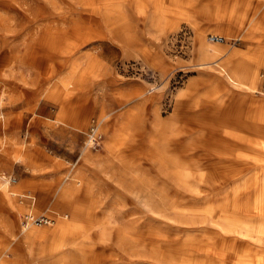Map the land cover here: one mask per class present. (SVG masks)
<instances>
[{"label":"rangeland","instance_id":"obj_1","mask_svg":"<svg viewBox=\"0 0 264 264\" xmlns=\"http://www.w3.org/2000/svg\"><path fill=\"white\" fill-rule=\"evenodd\" d=\"M0 1L10 2L9 8L0 6V243L16 247L24 264H34L29 261L31 248L35 257L43 255L41 248L59 243L66 244L63 250L76 264H155L147 250L160 245L144 237V231L134 233L148 228L142 217H127L139 206L134 200L117 203L113 199L121 198L111 193L117 187L132 199L130 193L140 189L155 152L152 146L180 157L222 159L215 169L225 182L229 179L223 176L240 172L236 162L228 165L229 158L238 160L239 151L258 154L263 167L264 149L255 141L264 129V104H239L238 97L247 96L230 86L223 71L207 87V71L220 70L218 63L227 59L247 64L262 80L252 97L264 102V0H248L246 24L231 31L238 39L222 34L225 27L216 17H226L230 0H104L105 13L83 24L72 19V0ZM174 4L179 10L168 9ZM248 32L253 41L244 39ZM209 35L224 41L211 42ZM128 37L133 42L123 44ZM214 46L218 55H207ZM41 100L57 109L50 126L76 130L80 151L73 159L41 154L35 146L31 126L39 119ZM222 126L236 136L223 133ZM91 127L102 134L98 148L87 143ZM61 133L68 136L66 130ZM187 139L199 141V148L185 151ZM104 164L110 170L121 167L131 185L111 181ZM248 165L240 174H255L256 164L251 160ZM22 168L50 177L24 179L18 174ZM10 177L15 181H8ZM86 181L92 184L88 200ZM111 202L110 210H103ZM40 215L53 223L22 222ZM257 215L264 223L262 205ZM59 226L64 227L54 234ZM97 229L110 230L108 243L96 241ZM116 234L123 237L125 251L115 243ZM245 238L246 254L252 257L259 244ZM136 247L149 255L134 252ZM217 260L212 258L219 264Z\"/></svg>","mask_w":264,"mask_h":264},{"label":"bare ground","instance_id":"obj_2","mask_svg":"<svg viewBox=\"0 0 264 264\" xmlns=\"http://www.w3.org/2000/svg\"><path fill=\"white\" fill-rule=\"evenodd\" d=\"M72 1H74V6H72L71 10L74 16L70 17L81 24L95 22L96 16L106 11L103 9L106 4L104 0ZM230 1L232 4L226 17H216L226 29H224L226 32L222 34L225 33L226 37L238 39V36L231 31L238 28L242 29L246 24L248 17L244 15V12L249 1ZM174 2H177V0ZM0 6L9 8L10 2L0 1ZM168 9L171 11L179 10L175 4L174 6H169ZM253 26L255 27L256 24L254 23ZM243 37L245 40L253 41L249 32ZM122 42L123 44H130L129 42H133L132 37H128ZM215 47L207 50V55H218V49ZM218 65L221 68L218 71H215L212 67L208 69L207 75L209 77L207 80L211 82L207 87L214 86L216 83V78L214 77L223 71L230 86L237 89L240 96L241 94L247 96V99H242L243 101L241 97H238L237 101L239 104L246 102V104L256 108L263 106L264 102L254 100L252 97L258 92V84L262 81L258 72L243 62H233L229 59L218 63ZM177 105L178 102L176 103V108ZM193 107L190 106L191 109ZM173 118L174 115L171 116L170 120ZM165 124L166 122H162L160 126L164 127ZM222 127L223 133L229 136H236L234 130ZM258 137L260 141H255V143H261L264 149V129L260 128ZM198 142L185 140L183 143L186 148L185 151L199 148ZM205 145L203 143V146ZM150 149L152 152L155 150L158 153L153 152L147 165L146 175L139 182L140 189L135 193H130L132 194V199H130L128 194L121 193L117 187L115 189L112 188V190L110 188L107 191L111 190V193L115 192L113 196L121 198V200L113 199L117 203L121 201L125 204L129 200H134V203L139 206V208L136 207V211H130L128 214L126 212V214L128 217V215L132 216L137 213V219L142 217L148 225L145 230H135L134 233L137 234L144 231V237H148L151 243L160 245L158 249L155 247L154 251L147 250L152 261L155 264H213L216 261L213 260V262L212 258L216 257L219 264H264V249H260V243L264 244V223L258 221L257 215H260V205H262L264 212V165L260 169V162L263 159L258 154L247 155L242 151L237 152L238 160L232 161L229 158L228 165L231 166L232 162H236L239 171L243 172L244 168L252 160L256 164L255 174L247 176L246 174H240V172L239 174L229 173L230 175L223 176L225 177L224 179H229L228 182H225L220 179L221 176L215 169L218 164L224 161L222 159L215 161V163L208 159L192 158L188 154L183 157L173 153L170 154V151L166 148L161 149L152 146ZM234 155L237 156L236 154ZM205 162L209 164L204 165ZM113 167L110 170L107 165H102L106 174L109 173L107 176L111 177V181L126 188L130 186L132 182L128 181V177L122 171V168ZM84 186L88 200L91 196L92 184L86 181ZM237 194H242L240 199L237 198ZM111 203H108V207H104L103 210H110L113 206V203ZM89 215H91L90 211L86 213V216ZM122 216L125 217V214L123 213ZM254 217L256 221L252 220ZM63 227H57L53 233L58 234ZM23 231H25V228ZM96 233V241L99 243L109 242V229H97ZM38 235H46V233L38 231ZM245 236L252 239V244H259L258 246L255 245L254 250L251 249L254 251L252 257L246 254L248 247ZM115 243L121 250H126L122 236L117 235ZM228 245H230L231 250H228ZM65 246L66 244L64 245V243L48 245V248L40 249V253L43 255H37L38 257L32 255L33 249L31 248L29 261L34 264H76L73 257L69 259L67 253L64 252L63 248ZM15 249L16 247L11 244L0 243V264H24L23 259L15 254L17 252ZM137 251L139 255H149L147 252H142L140 248L134 250V252ZM199 258H204L203 262ZM46 260L48 261L46 262Z\"/></svg>","mask_w":264,"mask_h":264},{"label":"crops","instance_id":"obj_3","mask_svg":"<svg viewBox=\"0 0 264 264\" xmlns=\"http://www.w3.org/2000/svg\"><path fill=\"white\" fill-rule=\"evenodd\" d=\"M35 95V92H33ZM47 102L41 100L39 106V112L37 116L38 120L34 121L31 126V131L34 132V137L36 138L35 146L38 147L39 152L44 155H54L56 157H69L73 159L79 153V145L75 140L76 130L73 127H69V129H65L64 127H52L49 125L50 122H54V117L57 115V109L48 108ZM86 114V111H83V115ZM28 114L24 113V117ZM46 121H48L46 123ZM82 121V120H81ZM28 120L26 121V117L24 118L23 127L24 130H27ZM68 131V136L64 138L65 135H62V131ZM26 137V134H23ZM72 136V137H70ZM69 137V138H68ZM58 142V144L55 143ZM66 156V157H65ZM6 155L1 154V158L5 159ZM20 162L19 160L16 163ZM27 171V172H25ZM26 168L20 169L18 174L22 176V178H34L39 177L42 179H48L49 175H34L29 173Z\"/></svg>","mask_w":264,"mask_h":264},{"label":"built area","instance_id":"obj_4","mask_svg":"<svg viewBox=\"0 0 264 264\" xmlns=\"http://www.w3.org/2000/svg\"><path fill=\"white\" fill-rule=\"evenodd\" d=\"M208 39L211 42L215 43H221L224 41V38L219 35H209ZM87 140L92 148H98L100 146L101 140H102V134L97 130V127H91L89 131L87 132ZM10 182H14L15 179L10 177ZM30 222L35 225H42V224H52L53 219H51L48 216L40 215V216H29L28 218L24 219L22 222L25 224L26 222Z\"/></svg>","mask_w":264,"mask_h":264}]
</instances>
